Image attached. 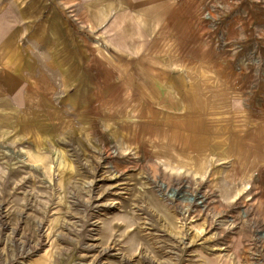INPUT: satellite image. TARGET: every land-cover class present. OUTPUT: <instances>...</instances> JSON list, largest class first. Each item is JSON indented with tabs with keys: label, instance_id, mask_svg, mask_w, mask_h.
<instances>
[{
	"label": "rangeland",
	"instance_id": "obj_1",
	"mask_svg": "<svg viewBox=\"0 0 264 264\" xmlns=\"http://www.w3.org/2000/svg\"><path fill=\"white\" fill-rule=\"evenodd\" d=\"M192 11L2 150L0 264H264V0Z\"/></svg>",
	"mask_w": 264,
	"mask_h": 264
},
{
	"label": "crops",
	"instance_id": "obj_2",
	"mask_svg": "<svg viewBox=\"0 0 264 264\" xmlns=\"http://www.w3.org/2000/svg\"><path fill=\"white\" fill-rule=\"evenodd\" d=\"M193 3L0 0V154L38 136L45 100L85 97L109 62L147 58L196 15Z\"/></svg>",
	"mask_w": 264,
	"mask_h": 264
},
{
	"label": "bare ground",
	"instance_id": "obj_3",
	"mask_svg": "<svg viewBox=\"0 0 264 264\" xmlns=\"http://www.w3.org/2000/svg\"><path fill=\"white\" fill-rule=\"evenodd\" d=\"M165 190V188H163Z\"/></svg>",
	"mask_w": 264,
	"mask_h": 264
}]
</instances>
